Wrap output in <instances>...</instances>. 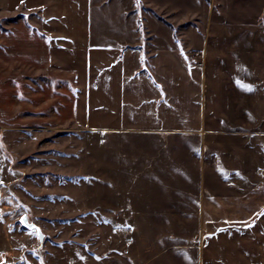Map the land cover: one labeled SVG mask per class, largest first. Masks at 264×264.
<instances>
[{
    "label": "crops",
    "instance_id": "0c3cea01",
    "mask_svg": "<svg viewBox=\"0 0 264 264\" xmlns=\"http://www.w3.org/2000/svg\"><path fill=\"white\" fill-rule=\"evenodd\" d=\"M107 1L0 0V133L96 134L107 189L174 195L107 201L100 221L119 224L110 232L132 234V243L115 235L121 254L104 246L101 264L111 256L113 264H264V127L248 124L251 103L216 96L199 45L152 40L135 0H118L113 13L127 24L111 23ZM143 142L158 145L149 155L165 153L169 167H138L120 151Z\"/></svg>",
    "mask_w": 264,
    "mask_h": 264
},
{
    "label": "rangeland",
    "instance_id": "374dc122",
    "mask_svg": "<svg viewBox=\"0 0 264 264\" xmlns=\"http://www.w3.org/2000/svg\"><path fill=\"white\" fill-rule=\"evenodd\" d=\"M134 3L137 15L149 17L144 25L149 27L152 40H189L199 45L207 58L208 73L217 84L216 96L222 99L228 94L231 101L247 99L252 111L245 113L246 120L254 130H262L264 0H156L151 7L154 11L149 12L145 9L147 0ZM107 5L106 19L127 24L128 16L113 14L120 11L118 0H108ZM140 33L146 40L143 25ZM231 60L235 63L230 64ZM244 72L245 82L241 80ZM244 92L250 93L246 96ZM157 146L127 143L120 145V151L135 154L130 162L138 167H143L142 163L169 167L170 160H166L163 150L161 159L149 155L156 152ZM103 151L99 136L74 128L0 133V264H101L104 246L121 254L115 235H124L132 243V234L111 233L112 227L119 224L100 221L107 201L115 198L117 202L118 196L129 200L136 193L133 187L119 191L114 183L107 189L101 175ZM137 186L141 187L139 183ZM152 194L135 195L143 201L169 202L174 197L167 192ZM76 212L94 217V222L77 224L68 220ZM23 215L45 233V244L40 243L36 233L21 227ZM166 243L163 239L162 245ZM111 257L103 264H113Z\"/></svg>",
    "mask_w": 264,
    "mask_h": 264
},
{
    "label": "water",
    "instance_id": "95a60500",
    "mask_svg": "<svg viewBox=\"0 0 264 264\" xmlns=\"http://www.w3.org/2000/svg\"><path fill=\"white\" fill-rule=\"evenodd\" d=\"M20 225L24 228L27 229L29 231H32L34 233H36L39 237L40 243L43 244L44 242V233L41 231L40 227L35 224V223H31L27 217V215H23L20 218Z\"/></svg>",
    "mask_w": 264,
    "mask_h": 264
}]
</instances>
